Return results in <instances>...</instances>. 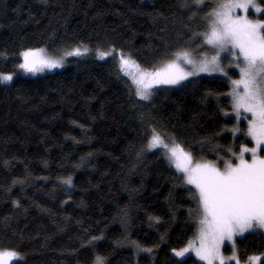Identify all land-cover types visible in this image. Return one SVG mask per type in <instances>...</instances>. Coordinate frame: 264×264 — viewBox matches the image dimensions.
Returning a JSON list of instances; mask_svg holds the SVG:
<instances>
[{
    "label": "trees",
    "instance_id": "16d2710c",
    "mask_svg": "<svg viewBox=\"0 0 264 264\" xmlns=\"http://www.w3.org/2000/svg\"><path fill=\"white\" fill-rule=\"evenodd\" d=\"M215 2L197 10L184 0H0V73L14 74L0 84V249L23 257L11 264H96L97 256L104 264H202L171 254L196 233L193 189L147 144L155 129L194 160H235L252 142L244 122L231 131L228 80L193 77L145 101L115 58L123 52L154 70L204 46L198 34ZM73 46L115 53L39 75L18 67L29 48ZM133 244L152 257L137 256ZM235 244L241 261L264 252L258 232Z\"/></svg>",
    "mask_w": 264,
    "mask_h": 264
},
{
    "label": "snow or ice",
    "instance_id": "6c2138e0",
    "mask_svg": "<svg viewBox=\"0 0 264 264\" xmlns=\"http://www.w3.org/2000/svg\"><path fill=\"white\" fill-rule=\"evenodd\" d=\"M182 6L202 10L206 4L205 0H184ZM250 9L256 14H264V0H216L212 11L204 17L207 31L198 34L203 38V45L215 52L210 58L205 56L197 62L188 51H179L173 53L174 59L149 72L142 70L130 55L119 53L120 71L131 79L135 95L141 100H149L151 89L156 85H179L200 72L219 71L227 75L220 65L222 52L230 53L236 61L240 79L231 81L233 88L228 93L237 120V126L231 131L233 135L241 131L238 125L243 117L247 121L243 134L251 139L253 146L241 144L239 154L233 153L235 163L226 162L220 168L211 161H196L180 145L173 143L169 147L155 129L147 144L149 150L158 146L165 148L170 162L183 174L181 178L185 185L191 186L189 191L195 190L192 198L199 211L197 235L187 246L172 251L176 257L194 253L205 264H227V261L240 264L235 252V238L257 229L264 230V16L250 18ZM195 15L193 12V17ZM88 51L87 47L83 51L76 48L67 55L81 56ZM114 51L98 50V58L112 56ZM20 56L23 62L18 67L32 74L62 67L64 60L47 55L43 48H29ZM182 64L191 66L192 70L186 71ZM12 80V74L0 73V84ZM246 154H250V158H246ZM71 182V177L63 181L69 185ZM225 241L233 246V254L227 258L221 253ZM22 259L13 249H0V264ZM259 259L249 257L248 264ZM96 264H104L103 258L97 256Z\"/></svg>",
    "mask_w": 264,
    "mask_h": 264
},
{
    "label": "rangeland",
    "instance_id": "374dc122",
    "mask_svg": "<svg viewBox=\"0 0 264 264\" xmlns=\"http://www.w3.org/2000/svg\"><path fill=\"white\" fill-rule=\"evenodd\" d=\"M238 13H239V14H243L242 12H239V10H238ZM249 15H250V18H257L258 16H264V14H256V13H254V10H252V9L249 10ZM206 31H207V29H206ZM85 47H86V46H73V47H69V48L59 49V50H57V51H54L53 53H50L48 50H46L45 48H43V49L45 50L46 54L49 55V56H52V57H54V58H60V57H63V58H64V60H63V66H62V67H59V68L51 69V70L45 69L44 71H42V72H37L36 74L27 73V72H25L24 70L21 69V70H22V75H24V76L39 75V74H43V73H45V72H51V71H54V70H57V69H62V68H64V67H66V66H67L72 60L86 58V57H88V56H90V55L94 56V57L97 58L98 60H105V59H107V58H111V57H112V56H108V57H106L105 59H99V58H98V51H92V50L89 49L88 47H87V49H88L89 51L86 52L85 54L81 55V56H75V55L69 56V55H67L68 52H71V51H73V50L76 49V48H80L81 51H83V49H84ZM186 51H188V52L191 54L192 59H194V60L197 61V62L200 61V60H201L202 58H204L205 56H207V57L210 58L212 55L215 54V52L212 51V50H210L209 47H208L207 45H204V46H200V45H199V46L195 47V49H193V50L191 49V50H186ZM114 53H115V52H114ZM114 53H113V54H114ZM220 55H221L220 65H221V67L224 68V71L227 72V75H224L223 73H221V72H219V71H213V72H200V73H198V74L195 75V76H189L188 79L193 78V77H197V76H202V75H206V76H219V77H222V78H225V79L228 80V83H229V93H230V92L232 91V88H233V85H232L231 81H232V80L240 79L239 69H238L237 67H235L236 61L233 60V58H232V56H231L230 53H228V52H222ZM112 58H113V57H112ZM115 59H116L118 65H119V56H118L117 58H115ZM22 62H23V61H22V57H21V62H20V63H22ZM182 66L185 68L186 71H191V70H192V69H191V66H189V65H184V64H182ZM119 67H120V65H119ZM160 67H161V66H160ZM160 67H158V68H160ZM158 68H156V69H158ZM156 69H154V70H144V71H149V72H151V71H155ZM142 70H143V69H142ZM12 75H13V78H14V74H12ZM124 76H125V75H124ZM125 77L129 80V82H130V84L132 85V87H133V89H134V92H135V85L132 84V81H131V79H130L129 77H127V76H125ZM188 79H187V80H188ZM187 80H185V81H187ZM185 81H182L181 84L184 83ZM8 83H10V82H8ZM181 84H179V85H175V86H172V85H156V86H154V87L151 89V91H152V96L155 94L156 90H157L158 88H160V87H178V86H180ZM241 90H242V88H241ZM152 96H151V98H152ZM229 97H230V96H229ZM138 98H139V97H138ZM151 98H150V99H151ZM150 99H149V100H150ZM149 100H145V101H149ZM230 102H231L230 115L234 118V122H235V124H236V126H237V120L235 119V113L233 112V108H232V100H231V97H230ZM245 115H247V114H245ZM242 122H244V129L246 130V128H247V121L244 120L243 117H241V120L239 121V125H240V123H242ZM239 125H238V126H239ZM248 138H249V137H248ZM249 139H250V138H249ZM250 141H251V139H250ZM164 142H165V140H164ZM165 143L168 144L169 147L172 146V143H171V144H170V143H167V142H165ZM252 146H253V142H252ZM252 146H251V147H252ZM156 148L159 149V150L162 152V155H163L164 158H166V160L169 162L170 166H171L175 171H177L175 165H174L173 163L170 162V160H169V158H168V154H167L166 149L163 148L162 146H158V147H156ZM246 158H250V154H246ZM196 161H198V160H196ZM201 162H203V161H201ZM211 162L217 164L218 167L223 168V167H224V164H225L226 162H233V163H235V162H236V158H235V160H233V161H232V160H228V161H226V160H222V161H211ZM177 172H178L181 176H183V174H182L181 172H179V171H177ZM188 186H190V185H188ZM190 187H191V186H190ZM194 192H195V190L193 189V193H194ZM195 204H196V208H195L196 233H195V235L193 236V238H191L190 240L195 239V237H196V235H197L198 227H199V225H198L199 211H198V206H197L196 201H195ZM254 232L261 233V234L263 235V237H264V230H259V229H257V230L254 231ZM247 233H249V232H247ZM244 234H246V233H244ZM237 237H239V236H237ZM237 237H236V238H237ZM236 238H235V240H236ZM190 240H189V241H190ZM189 241H188V242H189ZM188 242H187V244H188ZM234 243H235V241H234ZM187 244L184 245L183 247L187 246ZM183 247H182V248H183ZM133 249L135 250L137 256L145 255V256H147V257H149V258L152 257V256H151V254H152L151 252L142 251V248L137 247V245H135V244H133ZM145 249H146V248H145ZM179 249H181V248H179ZM179 249H177V250H179ZM235 252H236V254H237V256H238L237 249H236V244H235ZM221 253H222V255H223L224 257H226V258H227V257H231L232 254H233V246H232V243H231V242H228V241H225L224 245H223L222 248H221ZM171 254H172V256H173L174 258H176V259H182V258L187 257V256H193L198 262H200V263H202V264H205L204 261H200V260L195 256V254H194V253H191V252L188 253V254H186L184 257H176V256L174 255L173 251H171ZM253 256L260 257V259H259L258 261L253 262V264H261V262L264 260V252H262V253H260V254L253 255ZM253 256H250V257H253ZM238 258H239V256H238ZM152 260H153V259H152ZM152 260H151V261H152ZM19 261H22V260L12 261L11 263H13V262H19ZM239 261H240V264H248V259L245 260V261H241V260L239 259ZM149 264H152V262H150ZM217 264H218V262H217ZM227 264H235V261H227Z\"/></svg>",
    "mask_w": 264,
    "mask_h": 264
}]
</instances>
